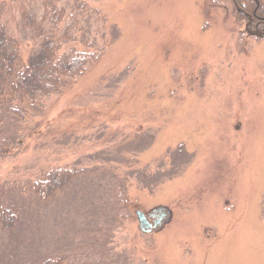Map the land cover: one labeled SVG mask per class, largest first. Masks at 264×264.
Instances as JSON below:
<instances>
[{
	"label": "rangeland",
	"instance_id": "1",
	"mask_svg": "<svg viewBox=\"0 0 264 264\" xmlns=\"http://www.w3.org/2000/svg\"><path fill=\"white\" fill-rule=\"evenodd\" d=\"M252 6L0 0V22L23 61L39 43L23 9L50 28L54 7L65 13L57 36L72 14L82 28L60 53L91 57L59 91L22 103L25 116L0 112L9 140L0 198L22 209L18 226L0 228V264L50 253L80 259V228L108 225L115 264H264V34L250 23ZM67 167L84 171L49 200L29 190ZM121 183L127 215L117 220ZM138 209L157 222L149 232Z\"/></svg>",
	"mask_w": 264,
	"mask_h": 264
},
{
	"label": "trees",
	"instance_id": "2",
	"mask_svg": "<svg viewBox=\"0 0 264 264\" xmlns=\"http://www.w3.org/2000/svg\"><path fill=\"white\" fill-rule=\"evenodd\" d=\"M251 5L255 8L254 13L252 12L255 18L250 20V23L253 27L264 31V0H251ZM23 10L24 26L34 29L39 41L37 49L30 53L27 60H22L17 39L8 35L6 27L0 22V112H5L10 118L26 115L28 108L22 107V103L35 104L42 95L59 91L68 77L80 75L85 70L91 58L88 54L79 51L74 54L65 51L60 53L63 43L74 39L76 31L82 29L75 15L70 16L69 22L57 36L53 31V26L64 18V10L54 7L51 9L52 13L46 12L47 18L52 23L50 28H45L39 23L35 14L28 13L26 9ZM84 33L82 32L83 35ZM93 60L92 58L91 61ZM8 141L5 137H0V150L6 147ZM146 144L147 142H141L133 147L142 148ZM83 171L82 168L69 167L49 170L36 178L29 190L43 201H47L63 188L71 186ZM114 192L117 197L115 199L116 208L111 217L122 220L127 215L125 206H122L125 205L126 197L124 183L116 186ZM21 210V205H16L14 202L8 203L0 198V228L8 231L18 226L22 219ZM83 228L84 226L80 228L83 234H78V236H83L78 242V248L81 249L79 255H82L80 259L71 254L50 253L37 260L15 258L9 264H81L82 260L84 261L82 264L117 263L116 251L112 245H109V239H107L109 225L100 229Z\"/></svg>",
	"mask_w": 264,
	"mask_h": 264
},
{
	"label": "water",
	"instance_id": "3",
	"mask_svg": "<svg viewBox=\"0 0 264 264\" xmlns=\"http://www.w3.org/2000/svg\"><path fill=\"white\" fill-rule=\"evenodd\" d=\"M136 216L138 218V221H139V225L141 230L144 231V232H149L153 226H155V224H157V222H151L148 218L147 215H145V212L141 209H138L136 211Z\"/></svg>",
	"mask_w": 264,
	"mask_h": 264
}]
</instances>
